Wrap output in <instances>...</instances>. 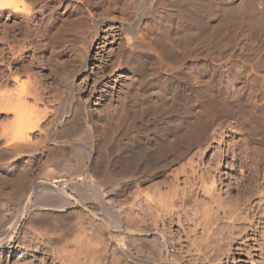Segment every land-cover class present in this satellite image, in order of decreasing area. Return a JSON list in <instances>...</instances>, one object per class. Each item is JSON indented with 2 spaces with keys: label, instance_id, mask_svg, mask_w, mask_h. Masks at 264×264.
I'll list each match as a JSON object with an SVG mask.
<instances>
[{
  "label": "rangeland",
  "instance_id": "374dc122",
  "mask_svg": "<svg viewBox=\"0 0 264 264\" xmlns=\"http://www.w3.org/2000/svg\"><path fill=\"white\" fill-rule=\"evenodd\" d=\"M94 1L88 6L78 0H25L33 13L27 32L21 29L22 14L16 18L0 11V58L7 56L0 75L9 78L0 80V93L42 85L40 107L59 110L69 99L67 75L74 73L94 125V144L104 145L116 184L110 189L101 181L91 195L74 186L84 176L76 163L92 150L83 133L66 139L55 130L59 143L51 135L18 156L0 138V207L7 213L0 217V264H264V0H160L141 25L148 43L130 59L129 38L120 28L121 22L130 23L123 8L145 0H104L100 9L101 0ZM216 5L225 19L229 15L222 25L213 17ZM72 7L78 12L70 13ZM103 9L115 20L106 21L95 36L93 21ZM221 102L229 105L226 113L239 104L247 111L214 122ZM4 117L0 134L3 124L11 128ZM157 127L165 128L173 149L185 132L193 147L185 154L172 149L165 159L150 154V161L128 176L118 170L115 159L125 149L160 141ZM214 132L224 134V143L210 138L211 145L201 147ZM39 135L33 133V141ZM222 151L227 160L216 166ZM62 153L69 155L71 167L54 161ZM214 175L217 182L209 191ZM42 180L69 193L71 203L40 207ZM25 205L18 230L6 241V224Z\"/></svg>",
  "mask_w": 264,
  "mask_h": 264
},
{
  "label": "bare ground",
  "instance_id": "6f19581e",
  "mask_svg": "<svg viewBox=\"0 0 264 264\" xmlns=\"http://www.w3.org/2000/svg\"><path fill=\"white\" fill-rule=\"evenodd\" d=\"M53 1H58V0H50V3ZM79 2L82 3H86L88 6H91V3L96 2L93 0H78ZM104 0L99 1L97 4L98 9H100L101 7V3ZM158 1L160 2V0H145L144 2L141 3H137L135 5H130V6H125L124 9V15L127 17L128 21L130 20L129 24H125L123 22L120 23V28L126 33V36L128 35V45L127 48L125 49L126 51V55L130 58H133L135 55V50L137 49L138 46H140L142 43H148L146 41V34L144 33V28L141 26L144 17L149 14L152 13L154 11L155 6H157ZM190 1V0H189ZM197 1V0H196ZM225 1V0H224ZM89 2H91L89 4ZM202 2V1H201ZM180 3V1H179ZM221 3V2H220ZM48 4V3H47ZM182 4V3H181ZM222 4V3H221ZM220 4V5H221ZM38 5V4H37ZM46 5V4H45ZM93 5V4H92ZM95 5V3H94ZM161 5V4H160ZM220 5H216L217 6V13L214 14V19L216 21L219 22V24L221 23V25L225 22V21H229L227 19H229V15L227 17V19H225V17L222 16V6ZM235 5V4H234ZM74 6V5H72ZM112 6V5H111ZM188 6V5H186ZM241 6V5H240ZM30 7V6H29ZM28 5L26 4L25 0H0V11H5L8 10L9 13L8 15L10 17H16L18 18L21 14H22V21L20 22L21 25V29H24L25 32H27L32 26H30V20H32L33 17V13L31 8H29ZM72 10H68L70 13L74 14L77 13L78 11H76L77 7H72ZM69 9H71L69 7ZM79 9V8H78ZM105 9V8H104ZM103 9V10H104ZM110 8H106L107 11H109ZM208 10V9H206ZM223 10V9H222ZM226 10V9H225ZM258 10V9H257ZM91 12V11H90ZM198 12V11H197ZM247 12V11H246ZM258 12V11H257ZM67 13V12H66ZM93 13V12H92ZM68 14V13H67ZM230 14H232L230 17L234 16V12H230ZM69 15V14H68ZM92 15V14H91ZM95 15V14H94ZM191 15V14H190ZM262 15V14H261ZM8 16V17H9ZM193 16V15H192ZM203 16V15H202ZM211 16V15H210ZM263 16V15H262ZM212 17V18H213ZM235 17V16H234ZM241 17V16H240ZM196 18V17H195ZM202 18V17H201ZM236 18V17H235ZM234 18V19H235ZM95 19V18H94ZM76 20V19H75ZM113 21L115 20L114 18H112V16H110V14L108 15L107 12L104 10L103 13H101L99 16L96 17L95 21H93V23H95V28H96V34L95 36L98 35V31L101 28V26L106 22V21ZM233 21V19H231ZM230 20V21H231ZM4 21V20H3ZM33 22V21H32ZM42 22V21H41ZM69 22V21H68ZM201 22V21H199ZM235 22V21H234ZM5 23V22H4ZM19 23V24H20ZM210 23V22H209ZM208 23V24H209ZM17 24V23H16ZM192 24L194 25V23L192 22ZM208 24H205V27L209 26ZM15 25V24H14ZM18 25V24H17ZM228 25V24H227ZM202 26V25H201ZM219 26V25H218ZM46 27V26H44ZM9 27L5 26V29H8ZM204 28V27H203ZM220 28V27H219ZM218 28V29H219ZM222 28V27H221ZM11 29V28H9ZM13 29V28H12ZM37 30V28H35ZM40 29V28H39ZM43 29V28H41ZM195 29V28H194ZM14 30V29H13ZM34 30V29H33ZM35 30V31H36ZM46 30V29H45ZM20 31V30H19ZM34 31V32H35ZM42 31V30H40ZM76 31V30H75ZM85 31V30H84ZM2 32V31H1ZM7 32V31H6ZM5 32V33H6ZM23 32V30H22ZM21 32V33H22ZM43 32V31H42ZM17 33V32H16ZM20 33V32H19ZM37 33V32H36ZM45 34V33H44ZM3 35V34H2ZM21 35V34H20ZM25 35V33H24ZM11 36V35H10ZM15 36V35H14ZM23 36V33H22ZM44 36V35H43ZM48 36V35H46ZM26 38L28 37V35L25 36ZM1 38V37H0ZM19 38V37H18ZM25 38V39H26ZM66 38V37H65ZM71 38V36H70ZM79 38V37H78ZM10 39V38H9ZM8 39V40H9ZM29 39V38H28ZM27 39V40H28ZM16 40V39H15ZM18 41V40H17ZM29 41V40H28ZM44 41V40H43ZM23 42V41H22ZM25 42V41H24ZM35 43V42H34ZM9 44V42H8ZM7 44V45H8ZM17 44V43H16ZM20 44V43H19ZM42 44V43H41ZM5 45V44H4ZM9 46H12L9 44ZM16 46V45H14ZM18 46V45H17ZM6 47V46H5ZM21 47V46H20ZM34 47V46H33ZM39 47V46H38ZM15 48V47H14ZM12 49V48H11ZM16 49V48H15ZM26 49V48H25ZM144 49V48H143ZM38 50V49H37ZM36 50V51H37ZM4 51V50H3ZM72 51V50H71ZM20 53V52H19ZM11 54L12 51H11ZM15 54V52H14ZM7 55V54H6ZM17 55V53L15 54ZM14 55V56H15ZM23 56V55H22ZM7 57V56H6ZM6 57L2 54V58H0V66H2L3 64L5 65V61ZM16 58V57H15ZM36 58V57H35ZM136 58V57H135ZM15 60H18L17 58ZM132 60V59H131ZM21 61V60H20ZM7 62V61H6ZM119 63V62H118ZM117 63V64H118ZM35 64V63H34ZM45 65V64H44ZM10 66V64H9ZM15 66V65H14ZM163 67V66H162ZM161 67V68H162ZM9 68V67H8ZM28 69V68H27ZM172 69V68H171ZM8 72V71H7ZM3 73V72H2ZM0 73V74H2ZM12 73V72H11ZM4 74V73H3ZM18 74V73H17ZM74 74V73H73ZM73 74L67 75V78L70 79L69 81V95H67L69 98L68 100H64L63 102H61L60 105H62V107L59 108V110H55V109H49L48 106H45L44 108L40 107V103H42L43 100V93L42 90L40 89V87L42 86H38V85H32V86H28V85H24L21 87L20 83V87L19 85L17 87H19V89L17 87L15 92L12 91H5L3 93H0V116L4 115L6 116V118L4 117V119L8 120V113L12 114V118H11V128L7 127V124H3L2 125V130H1V134H0V138L5 140V146H7L12 153L16 154V156L22 154H26V152L31 151L34 147L37 148V146L41 145L42 143H45L52 135V139L55 140L56 142L59 140L57 137H59V134H62V136L64 138L67 139V136L69 135H77L80 133H83L86 135V137H88L89 139V144L92 150H88L85 151V153L81 154V158L79 161H77L79 164V169H81V174L83 173V181L80 182H76L74 186L77 188H82L83 190H87L89 192V190L92 191V193L95 192L96 188H98V185L100 183L101 185V181H105V183H107L106 185L109 184V186L114 187L116 186V184H114L115 182L113 181V178L110 175L109 172V168H108V164L105 162V160L109 157L107 151L105 150V147L103 144H101L100 142L94 144V133H93V124L91 122V119L89 117V112L87 109V105L86 102H84V100L81 97V94L78 92V89L75 87L74 85V81L72 79ZM13 75V74H12ZM26 75V74H25ZM0 80L4 78H6V76H2L0 75ZM31 76V75H30ZM27 77H29L27 75ZM30 78V77H29ZM12 79V78H11ZM25 79V77H24ZM6 80L8 81L9 78H6ZM229 80V78H228ZM16 81V80H15ZM231 81V80H230ZM38 82V81H37ZM8 83V82H7ZM13 86H14V81L12 82ZM18 83V82H17ZM16 83V84H17ZM11 84V83H10ZM25 84V82H24ZM232 84V83H231ZM10 87V85H9ZM7 88V85H6ZM94 88V87H93ZM8 90V88H7ZM1 92V90H0ZM55 96V95H54ZM49 98V97H48ZM53 98V97H52ZM60 98V97H59ZM58 98V99H59ZM32 101V103L30 102ZM45 101V100H44ZM57 101V99H56ZM221 101V100H219ZM252 101V99H251ZM68 102V103H67ZM223 102V101H222ZM221 102L222 107L220 106L219 109L216 110L215 114H214V122H217L218 120L220 121L223 117L222 116H234L235 114L237 115L239 112L240 113H246V109L241 106L240 104L237 105V109H233L234 107H230L229 110H232L231 113L227 112V106L229 107L228 103L224 104ZM225 102V101H224ZM45 103V102H44ZM43 103V104H44ZM63 103H67L66 105ZM47 104V103H46ZM45 105V104H44ZM43 105V106H44ZM112 105V104H111ZM254 105H258L257 102H254ZM55 107V106H54ZM105 109V108H104ZM109 109V108H108ZM115 109V108H114ZM118 110V109H117ZM108 111V110H107ZM110 111V110H109ZM114 112L116 111L113 110ZM118 112V111H117ZM250 115L252 113L256 114V111L252 109V111H250ZM249 113V112H247ZM55 116H53V115ZM253 114V115H254ZM53 116L52 118L49 116ZM8 116V117H7ZM252 116V115H251ZM256 116V115H255ZM237 117V116H236ZM235 117V118H236ZM259 117V116H258ZM51 118V119H50ZM240 119V118H239ZM6 120V121H7ZM5 121V122H6ZM7 121V123H9ZM219 124V123H218ZM10 125V124H9ZM13 125V126H12ZM45 125L46 126L45 128ZM44 127V128H43ZM59 127H62L63 132L61 133V129ZM59 132H55V130H58ZM157 129L160 131V133H162L161 139L160 141H156V143H150V144H145L143 143V145L140 146H136V147H128L127 149H125L123 151V153L120 154V156H118L115 159V166L117 167V169H121L126 175L127 173H132L136 171V168L139 166V164L143 161H145L146 159H148V155L150 156V154H154L155 158L158 157L159 159H165L167 158L169 151L172 152V145H173V140H171L169 137L164 135L165 132V128H160L157 127ZM217 130V129H216ZM40 132V140L38 139V141H33V137L32 134L35 132ZM218 131V130H217ZM56 133L59 135L57 136ZM183 134V133H182ZM54 135L55 138H54ZM180 135V134H179ZM181 136V135H180ZM218 136V138H217ZM61 137V136H60ZM62 137V138H63ZM85 137V136H84ZM223 137L224 134H219L218 132H214L211 135H208V137H205V140H202L200 143V146H205L206 144H209V139H213L214 141H216V139H220V142H222V144L224 143L223 141ZM37 139V138H36ZM179 139L181 140L180 143L178 144L179 147H177L175 144L173 147H175L176 150L175 152H177L178 154H185L186 152H188V150L190 148L193 147L194 144V140L193 137L190 135V133H186L184 135L181 136V138L179 137ZM210 139V141H211ZM64 141V140H63ZM69 141V140H68ZM133 141V140H132ZM172 141V142H171ZM4 142V141H3ZM75 142V141H74ZM68 143V142H67ZM70 144V143H69ZM88 144V143H87ZM226 144V143H225ZM131 145H134V143ZM138 145V144H137ZM206 145V146H207ZM211 144H209L208 146H210ZM135 146V145H134ZM206 148V147H205ZM229 149L227 151H230L231 153H234L233 149H231L230 147H228ZM59 149V148H58ZM93 149H95L94 151H96L95 153L93 152ZM9 150V151H10ZM37 150V149H36ZM63 150V149H62ZM60 151V150H59ZM83 151V150H82ZM10 152V153H11ZM32 152V151H31ZM57 152V151H56ZM77 152V151H76ZM11 153V154H12ZM58 153V152H57ZM56 153V154H57ZM59 154V153H58ZM63 154V153H62ZM61 154V155H62ZM58 155L56 156V158L54 161L57 162V164H63V166H67V167H71V159L69 157V155L67 156V154H64L62 156ZM227 153L225 154L224 151H222L221 153L218 154L219 158L217 159L216 166H219L220 164H222L223 162V158L224 160H227ZM15 156V155H14ZM64 156V157H63ZM67 156V157H66ZM235 156V155H233ZM69 157V158H68ZM152 157V155H151ZM103 160V161H102ZM150 161V159H148ZM158 160V159H157ZM55 162V163H56ZM105 162V163H104ZM114 163V162H113ZM56 164V166H58ZM55 165V164H54ZM78 166V165H77ZM113 169V168H112ZM135 170V171H134ZM76 171V170H75ZM79 172V171H78ZM27 173V172H26ZM26 173L24 174V178H26ZM123 173V174H124ZM77 174V173H76ZM124 174V175H125ZM28 176V175H27ZM79 176V175H78ZM128 176V175H127ZM74 177V176H73ZM72 177V178H73ZM77 177V176H75ZM23 178V177H22ZM64 179V178H63ZM75 180V178H74ZM73 180V181H74ZM44 180H42L40 183V187L37 186V194L38 192L39 194H42L40 196L37 197H42L44 198V203H42V206L44 209H49V208H54L56 207L57 209L60 207H64V205L67 203H71L69 200H71L69 198V193L67 194L66 191L62 190L59 188V186H57L54 182H43ZM66 181V179H65ZM120 181V180H119ZM204 181V180H203ZM69 182V181H67ZM217 180H216V176L214 175L213 179L210 181V186L206 187L205 185H203L204 187H206L209 191L214 189L215 184H216ZM71 183V182H70ZM74 183V182H72ZM71 183V184H72ZM205 183V181L203 182ZM121 184V183H120ZM105 185V186H106ZM102 186V185H101ZM104 186V184H103ZM109 187V188H110ZM112 187L110 189H112ZM203 187V188H204ZM36 188V187H35ZM77 188V189H78ZM65 189V188H64ZM80 189H78L80 191ZM94 192H93V190ZM100 189V188H99ZM102 189V188H101ZM36 190V189H35ZM34 190V191H35ZM104 190V189H102ZM106 192V191H105ZM184 192V191H183ZM34 193V192H33ZM80 193V192H79ZM91 192H89L90 194ZM91 193V194H92ZM97 193V192H96ZM103 193V192H101ZM83 194V193H82ZM90 194V195H91ZM94 197L97 194H93ZM87 196V195H86ZM150 196V194H149ZM36 197V196H35ZM166 197V196H165ZM42 198L40 200H42ZM97 198V197H95ZM100 198V197H99ZM149 198V197H148ZM162 198V197H161ZM160 198V199H161ZM164 198V197H163ZM172 198V197H171ZM185 198V196H184ZM158 199V200H160ZM174 199V198H173ZM111 200V199H110ZM109 199L108 200H103L105 204H110L111 201ZM149 200V199H148ZM166 200V199H164ZM31 198L27 197V201L26 204H30ZM34 201V200H33ZM43 201V200H42ZM42 201H40L39 203H41ZM69 201V202H68ZM152 201V200H151ZM167 201V200H166ZM173 201V200H171ZM153 202V201H152ZM162 202V201H161ZM169 202V201H168ZM32 203V202H31ZM36 203V202H35ZM38 203V202H37ZM165 203V202H164ZM164 203H161L162 205ZM167 203V202H166ZM165 203V205H166ZM149 204V202H148ZM168 204V203H167ZM171 204V203H170ZM27 205H25L24 208L18 210V212H15L13 214L14 215V220L11 223H7L5 226V233H9L8 236H6V241L7 240H11L13 238V234L14 233H10V232H16L25 216V212L27 209ZM160 205V202H159ZM161 205V207H162ZM164 205V206H165ZM169 205V204H168ZM174 205V204H173ZM27 206V207H26ZM97 206V205H96ZM110 206V205H109ZM30 207V206H29ZM166 207V206H165ZM170 207V206H169ZM37 208V207H36ZM168 208V207H167ZM172 208V207H171ZM63 209V208H62ZM170 211V210H169ZM169 211L167 213H169ZM6 211L3 207H0V217L3 218L6 215ZM143 221V220H142ZM2 225V224H1ZM3 228V227H2ZM1 228V229H2ZM3 232V234H4ZM162 236V235H161ZM1 237V236H0ZM3 238V237H2ZM1 238V240H2ZM3 242V240H2ZM127 242V241H126ZM125 242V243H126ZM121 245V244H120ZM129 245V244H128ZM20 246L17 245V247H13V245H10L11 250L15 251L18 250V247ZM122 247V246H121ZM124 248V246H123ZM121 248V249H123ZM26 249V248H25ZM129 249V248H128ZM123 250L127 251V247H125ZM124 251V253H125ZM128 251H131L130 249ZM132 252V251H131ZM130 253V252H129ZM128 254V253H127ZM57 255V254H56ZM72 256L74 254H71ZM133 256V252L131 254ZM75 256V255H74ZM128 256V255H127ZM130 256V255H129ZM131 257V256H130ZM135 257V254H134ZM133 257V258H134ZM137 257V256H136ZM75 258V257H74ZM138 258V257H137ZM135 259V258H134ZM133 259V260H134ZM67 260V259H66ZM68 260L70 261H75L76 262V258L75 260H73V258H69ZM136 260V259H135ZM134 260V262H135ZM143 261V260H142ZM64 262V261H63ZM67 262V261H66ZM69 262V261H68ZM67 262V263H68ZM71 262V263H72ZM74 262V263H75ZM145 262V261H144ZM148 262V261H147ZM160 262V261H159ZM137 263V262H136ZM70 264V262H69ZM144 264V263H143ZM150 264V263H148Z\"/></svg>",
  "mask_w": 264,
  "mask_h": 264
}]
</instances>
